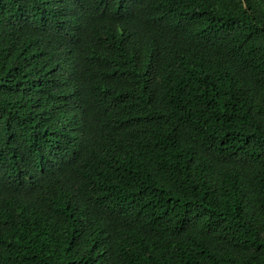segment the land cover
Returning a JSON list of instances; mask_svg holds the SVG:
<instances>
[{
	"label": "trees",
	"instance_id": "obj_1",
	"mask_svg": "<svg viewBox=\"0 0 264 264\" xmlns=\"http://www.w3.org/2000/svg\"><path fill=\"white\" fill-rule=\"evenodd\" d=\"M0 264H264V0H0Z\"/></svg>",
	"mask_w": 264,
	"mask_h": 264
}]
</instances>
